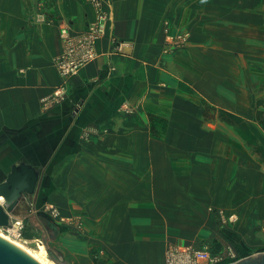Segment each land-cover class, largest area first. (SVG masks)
I'll list each match as a JSON object with an SVG mask.
<instances>
[{
	"label": "rangeland",
	"instance_id": "rangeland-1",
	"mask_svg": "<svg viewBox=\"0 0 264 264\" xmlns=\"http://www.w3.org/2000/svg\"><path fill=\"white\" fill-rule=\"evenodd\" d=\"M102 1L89 0L96 14L87 25L104 13L105 33ZM185 3L193 15H161L153 32L168 53L157 95L146 90L148 99L103 127L102 141L39 160L36 192L12 212L6 228L18 222L15 238L43 244L54 263L51 255L71 264H164L170 247L208 251L224 257L220 264L247 255L228 238L239 217L231 186L240 183L239 144L264 156V0ZM113 39L117 49L125 43ZM247 114V133L228 122Z\"/></svg>",
	"mask_w": 264,
	"mask_h": 264
},
{
	"label": "crops",
	"instance_id": "crops-1",
	"mask_svg": "<svg viewBox=\"0 0 264 264\" xmlns=\"http://www.w3.org/2000/svg\"><path fill=\"white\" fill-rule=\"evenodd\" d=\"M102 3L110 25L97 41V57L63 80L54 63L62 48L59 22L65 19L75 32L84 31L95 18L93 4L89 0H0V181L21 160L39 166V160L49 154L78 152L89 140L100 141L104 126L113 127L142 95L155 97L159 80H168L167 70L159 65L168 53L153 32L159 16L193 15L192 7L185 0ZM113 37L125 43L117 49ZM59 87L62 94L55 93ZM248 114L246 122L242 115L238 124L228 122L246 126L247 133L252 119ZM110 136L116 139L114 133ZM239 148L233 160L241 165L240 183L231 186L233 192L239 189L232 204L239 217L228 238L239 240L236 251L248 256L252 248L256 249L252 254L264 252V156L248 152L243 144Z\"/></svg>",
	"mask_w": 264,
	"mask_h": 264
},
{
	"label": "built area",
	"instance_id": "built-area-1",
	"mask_svg": "<svg viewBox=\"0 0 264 264\" xmlns=\"http://www.w3.org/2000/svg\"><path fill=\"white\" fill-rule=\"evenodd\" d=\"M104 20L105 15L102 13L98 15L96 20L88 24L84 31L75 33L71 32L67 24L59 26L62 48L55 56L54 63L63 80L77 73L82 67L97 57L96 44L104 34ZM56 89V94H62V87ZM8 225L2 228L6 230L7 234L18 237L17 230H15L19 225L18 222L16 226L13 224L10 229L6 228ZM223 259L224 257L222 256H212L208 251L170 247L166 253L164 264H220Z\"/></svg>",
	"mask_w": 264,
	"mask_h": 264
},
{
	"label": "water",
	"instance_id": "water-1",
	"mask_svg": "<svg viewBox=\"0 0 264 264\" xmlns=\"http://www.w3.org/2000/svg\"><path fill=\"white\" fill-rule=\"evenodd\" d=\"M41 169L25 160L14 163L5 178L0 181V227L8 225L11 214L26 194H34L40 179ZM51 258L57 264H71L67 261ZM0 264H36L20 250L0 238ZM227 264H264V252L250 254Z\"/></svg>",
	"mask_w": 264,
	"mask_h": 264
},
{
	"label": "bare ground",
	"instance_id": "bare-ground-1",
	"mask_svg": "<svg viewBox=\"0 0 264 264\" xmlns=\"http://www.w3.org/2000/svg\"><path fill=\"white\" fill-rule=\"evenodd\" d=\"M0 203H3V198L0 197ZM0 238L20 250L24 255L30 258L36 264H56L53 261L49 260L45 254V246L43 244H39L38 249H32L25 244L18 241L15 237L10 236L2 229H0Z\"/></svg>",
	"mask_w": 264,
	"mask_h": 264
}]
</instances>
